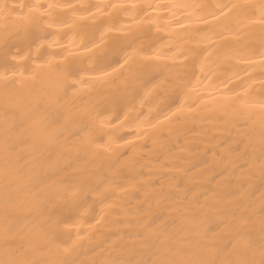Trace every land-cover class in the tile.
I'll return each mask as SVG.
<instances>
[{
    "label": "bare ground",
    "instance_id": "1",
    "mask_svg": "<svg viewBox=\"0 0 264 264\" xmlns=\"http://www.w3.org/2000/svg\"><path fill=\"white\" fill-rule=\"evenodd\" d=\"M0 264H264V0H0Z\"/></svg>",
    "mask_w": 264,
    "mask_h": 264
}]
</instances>
